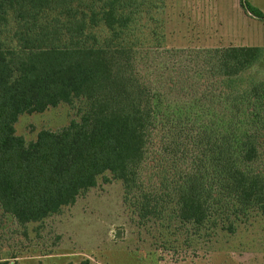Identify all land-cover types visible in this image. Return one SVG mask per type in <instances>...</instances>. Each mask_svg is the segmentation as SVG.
I'll use <instances>...</instances> for the list:
<instances>
[{"label": "trees", "instance_id": "trees-1", "mask_svg": "<svg viewBox=\"0 0 264 264\" xmlns=\"http://www.w3.org/2000/svg\"><path fill=\"white\" fill-rule=\"evenodd\" d=\"M163 7L164 0H0V208L18 224L74 204L105 173L121 182L134 216L173 237L174 247L207 248L218 232L264 215V78L251 72L264 50L206 51L211 83L189 106L200 118L194 128L179 113H162V93L142 71L149 47L164 38ZM242 7L264 21L247 0ZM74 101L78 121L40 130L28 143L15 134L21 114ZM169 114L176 136L196 150L187 166L153 153L154 131Z\"/></svg>", "mask_w": 264, "mask_h": 264}, {"label": "rangeland", "instance_id": "rangeland-1", "mask_svg": "<svg viewBox=\"0 0 264 264\" xmlns=\"http://www.w3.org/2000/svg\"><path fill=\"white\" fill-rule=\"evenodd\" d=\"M245 1L164 0L158 14L163 41L149 47L142 66L151 88L162 93L163 114L179 113L181 121L198 128L200 118L188 109L210 88L203 65L206 51L234 46L264 50V21L244 10ZM247 1L264 12V0ZM251 72L264 78V57ZM80 106L74 101L23 113L14 124L15 134L28 143L40 130L58 131L79 120ZM164 116L154 131L153 153L164 150L174 165L187 166L196 150L183 133L176 136L171 115L168 122ZM172 240L134 216L123 203L121 182L109 173L99 176L74 204L41 221L20 225L0 208V259L18 264L79 263L85 258L91 264H264V215L253 216L235 233L218 232L207 248L194 250L181 241L174 247Z\"/></svg>", "mask_w": 264, "mask_h": 264}, {"label": "water", "instance_id": "water-1", "mask_svg": "<svg viewBox=\"0 0 264 264\" xmlns=\"http://www.w3.org/2000/svg\"><path fill=\"white\" fill-rule=\"evenodd\" d=\"M121 235V231L119 229L116 230V236L119 237Z\"/></svg>", "mask_w": 264, "mask_h": 264}]
</instances>
